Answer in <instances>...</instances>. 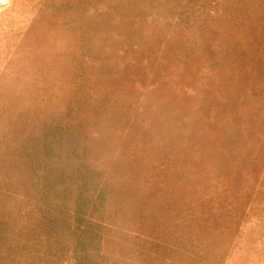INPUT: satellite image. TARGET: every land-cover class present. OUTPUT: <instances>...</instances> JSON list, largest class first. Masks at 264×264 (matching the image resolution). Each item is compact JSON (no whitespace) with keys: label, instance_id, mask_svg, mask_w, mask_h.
<instances>
[{"label":"rangeland","instance_id":"374dc122","mask_svg":"<svg viewBox=\"0 0 264 264\" xmlns=\"http://www.w3.org/2000/svg\"><path fill=\"white\" fill-rule=\"evenodd\" d=\"M157 1L0 0V264H70L81 191L101 220L97 262L184 260L187 221L209 203L238 217L221 264H253L264 165L245 175L246 140L264 124V84L247 57L264 55V0ZM199 7L231 9L225 73L212 20L176 17ZM49 165L70 179L42 180ZM86 171L91 187L74 179Z\"/></svg>","mask_w":264,"mask_h":264},{"label":"trees","instance_id":"16d2710c","mask_svg":"<svg viewBox=\"0 0 264 264\" xmlns=\"http://www.w3.org/2000/svg\"><path fill=\"white\" fill-rule=\"evenodd\" d=\"M175 0H158L157 3L160 4L161 2H172ZM183 4L184 8V0L181 3ZM156 7H151L149 9H154ZM192 8V7H191ZM201 13L192 12V9H189L186 13H177V18H181L184 24H187L191 19L196 20L198 18L201 19H211L215 25V30L218 33V44L217 49L219 50V57L218 60V70L217 73H225L230 66V54H231V47H230V33H231V9L229 8H217L215 10L203 9L202 7L197 8ZM175 12L181 11V8H176ZM196 13V17H193ZM241 22L244 24L245 21L243 18H239ZM189 24V23H188ZM242 24V25H243ZM230 37V38H229ZM264 54V53H263ZM250 66V76L256 77L255 80H260L259 85L264 84V55L261 57L257 56H248ZM255 61V63H254ZM257 118L264 119V112L258 116L257 111ZM246 117V116H244ZM258 140L254 143H251L250 138H247L246 143L247 146H253L256 148V151H252L251 156L248 160V168L245 170V175L248 177L255 175V167L260 166L261 164L264 165V159L262 160L260 156H264V124L259 127L256 131ZM251 146H250V145ZM257 144V145H256ZM256 145V147H255ZM78 172H81L78 170ZM66 168H56L53 169V166L49 165L43 166V176L41 177L42 180L48 181L50 184H54L55 182H62L64 179H70V175L67 174ZM92 178V171H87L85 173L79 174V176L75 177L74 179L80 180L83 182L82 186L85 187L86 184L93 185V182L90 180ZM54 180V181H50ZM101 193V190L99 191ZM81 192H78L75 199H74V217L76 221L78 217L85 215V225L86 228H80L79 232H76L78 226L75 228L74 236H75V243L72 247V257L69 259L70 264H102L104 258L101 256L100 260L97 262L94 260L98 257V255H92V252L97 250V245L101 238V234L98 232V227L100 225L101 220H93L92 210L88 211H81L78 204V199ZM88 198H85L87 200ZM205 209H203V204L196 209L192 218H190L187 223L190 227H192L194 233L188 236L190 233L185 232L184 237L187 240L195 238V243L189 242L190 248L187 246L182 249L181 256L184 258L182 261H175L172 259L170 264H221L224 260L226 253H228V248L234 244V238H237L239 235L238 233V225L236 224V220L238 217L236 214H222L219 209L216 207L215 209L210 208V204L207 203ZM244 207V206H243ZM80 209V210H78ZM242 218V216H241ZM39 220L41 221L42 225L47 226L49 230H54L52 228V220L55 218L51 215H47V213H43L42 216H39ZM60 221L67 224L65 219L60 218ZM95 221L94 227L90 228V222ZM194 224V225H193ZM41 225V226H42ZM235 226V229L232 228ZM43 227V226H42ZM68 229V228H67ZM200 236V237H199ZM199 237V239H197ZM175 242V240H174ZM259 242V244H264V229L258 230L254 232V234L250 235V238L246 240L244 249L247 259H251L253 264H257L255 260V254L253 252L254 247L253 244ZM95 243V244H93ZM195 244L194 246H192ZM193 247V249H192ZM261 253L257 255L259 258L258 264H264V246L260 249Z\"/></svg>","mask_w":264,"mask_h":264}]
</instances>
